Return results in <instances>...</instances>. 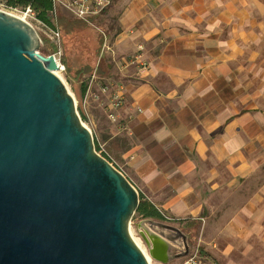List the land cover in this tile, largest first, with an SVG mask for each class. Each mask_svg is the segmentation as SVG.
Masks as SVG:
<instances>
[{
  "label": "crops",
  "instance_id": "obj_1",
  "mask_svg": "<svg viewBox=\"0 0 264 264\" xmlns=\"http://www.w3.org/2000/svg\"><path fill=\"white\" fill-rule=\"evenodd\" d=\"M117 26L125 102L115 120L107 95L86 102L100 153L163 216L216 215V259L190 249L264 264V0H123Z\"/></svg>",
  "mask_w": 264,
  "mask_h": 264
},
{
  "label": "water",
  "instance_id": "obj_2",
  "mask_svg": "<svg viewBox=\"0 0 264 264\" xmlns=\"http://www.w3.org/2000/svg\"><path fill=\"white\" fill-rule=\"evenodd\" d=\"M41 43L0 9V264H149L129 232L139 194L97 152ZM157 224L179 233L183 249L155 257L156 235L144 228L151 258L186 255L185 235Z\"/></svg>",
  "mask_w": 264,
  "mask_h": 264
},
{
  "label": "rangeland",
  "instance_id": "obj_3",
  "mask_svg": "<svg viewBox=\"0 0 264 264\" xmlns=\"http://www.w3.org/2000/svg\"><path fill=\"white\" fill-rule=\"evenodd\" d=\"M67 1H56L54 11L48 12L54 28L38 20L34 10L28 6L10 7L5 5V0H0V9L13 14H22L40 36L42 43L39 48L43 55H55L59 68L53 71H58L57 76L73 95L77 102L78 114L96 141L105 134L108 124L105 116L103 117L99 111L96 113L90 109L84 111L81 93L83 86L87 87L89 84L92 91L97 90L99 84L107 82L110 76H116L119 73L118 59L126 55L118 51V45L115 43L119 34L117 16L123 0H99L100 5H95L92 9L89 7L84 13H75L67 5ZM52 29L56 30L59 36L53 37ZM97 152L100 153L99 146ZM213 219L214 221L204 223L199 219L173 220L169 216L151 218L142 217L135 211L130 219L129 227L133 236L140 240L145 250L147 246L142 238V232L145 233L144 228L148 223L157 229L168 230L157 223L173 227L185 235L188 248L198 247L201 254L214 260L216 259L214 226L217 221L215 214H213ZM168 232L173 231L168 230ZM181 242L182 240L180 245ZM177 247L180 248L179 245ZM174 250L175 247H169V257L174 255L176 252ZM183 257L175 256L164 263L150 256L152 264H177Z\"/></svg>",
  "mask_w": 264,
  "mask_h": 264
},
{
  "label": "built area",
  "instance_id": "obj_4",
  "mask_svg": "<svg viewBox=\"0 0 264 264\" xmlns=\"http://www.w3.org/2000/svg\"><path fill=\"white\" fill-rule=\"evenodd\" d=\"M51 1H52V9L50 11H54L55 3L58 0H51ZM99 2H100L99 0H68L67 5L75 13H79V12L84 13L89 9V7L92 9L95 5H100ZM28 7H30V6H28ZM23 19L26 20L24 16H23ZM27 22L30 23L29 21H27ZM51 32L53 34V37L59 36V33L56 30L52 29ZM56 48H57V46H56ZM52 55L55 58V55L54 54H52ZM55 60H56V58H55ZM130 60L133 61V63L138 64L139 69H146L148 66L147 61L143 58L141 51L135 53L130 58ZM90 86L91 85L88 84V86L86 87V93L82 99V105H83L84 111H86V109H87L86 102L89 99L94 100V101H100L102 99V96H105V97L108 96L107 100L105 101L104 109H105L107 117L112 119V120H115L118 116L117 111L125 102L124 101V95L122 92V88H120L119 86H115L112 83V81H107V82H104L102 84H99V87L96 91H92V89H90ZM75 105H77L76 101H75ZM76 108H77V106H76ZM83 117H85V115H83ZM83 124H85V123L83 122ZM181 248L183 249V246ZM177 264H225V263L208 261L206 258H204L203 256H201L199 254L197 248H195V249L188 248V253L186 255H184L182 260L180 262H178Z\"/></svg>",
  "mask_w": 264,
  "mask_h": 264
},
{
  "label": "trees",
  "instance_id": "obj_5",
  "mask_svg": "<svg viewBox=\"0 0 264 264\" xmlns=\"http://www.w3.org/2000/svg\"><path fill=\"white\" fill-rule=\"evenodd\" d=\"M5 4L10 7L30 6V8L34 10L35 16L38 20H40L45 25L54 28L51 17L48 13L52 9L51 0H5ZM94 144L96 150H98L96 141H94ZM136 212L142 217H151V218L163 217L160 214V212L152 205V203L147 199L143 198L141 194H139V204L136 209Z\"/></svg>",
  "mask_w": 264,
  "mask_h": 264
},
{
  "label": "bare ground",
  "instance_id": "obj_6",
  "mask_svg": "<svg viewBox=\"0 0 264 264\" xmlns=\"http://www.w3.org/2000/svg\"><path fill=\"white\" fill-rule=\"evenodd\" d=\"M15 15H18L21 18H23L22 14H15ZM53 72L56 75L58 74V71H53ZM143 225H146V224L143 223ZM145 229L154 232L156 235V237H152V238L157 239V241H155L154 252H153L155 257L162 258L163 252H166L167 247H169V245L172 247H176L177 245L180 246L179 243L181 241V237H179L180 236L179 233L172 234V233H169L168 230H166V229L153 228V226H150L149 223L146 225ZM129 232H130L133 240L136 242V244L142 250L147 262L149 264H152V261H151V258H150L148 251L145 250L144 247H142V245L140 244V240L133 236L130 227H129Z\"/></svg>",
  "mask_w": 264,
  "mask_h": 264
}]
</instances>
